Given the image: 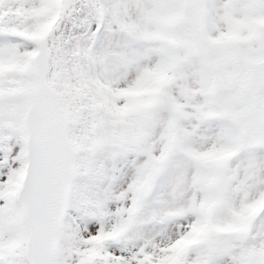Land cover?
<instances>
[{"label":"snow or ice","instance_id":"snow-or-ice-1","mask_svg":"<svg viewBox=\"0 0 264 264\" xmlns=\"http://www.w3.org/2000/svg\"><path fill=\"white\" fill-rule=\"evenodd\" d=\"M0 264H264V0H0Z\"/></svg>","mask_w":264,"mask_h":264}]
</instances>
